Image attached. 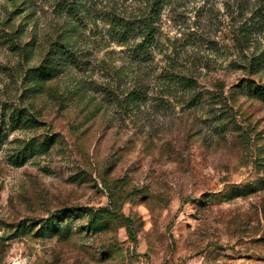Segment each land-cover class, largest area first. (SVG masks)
Masks as SVG:
<instances>
[{
  "label": "rangeland",
  "instance_id": "obj_1",
  "mask_svg": "<svg viewBox=\"0 0 264 264\" xmlns=\"http://www.w3.org/2000/svg\"><path fill=\"white\" fill-rule=\"evenodd\" d=\"M148 14L138 69L113 23ZM57 50L74 59L41 78ZM247 80L264 86V0H0V264H264Z\"/></svg>",
  "mask_w": 264,
  "mask_h": 264
},
{
  "label": "trees",
  "instance_id": "obj_2",
  "mask_svg": "<svg viewBox=\"0 0 264 264\" xmlns=\"http://www.w3.org/2000/svg\"><path fill=\"white\" fill-rule=\"evenodd\" d=\"M161 2H163V0H161ZM155 17H157L156 13ZM260 18L262 19L261 16ZM156 22L157 21L151 16V14H148L134 22L117 20L113 23V42L128 49L130 64L138 69L143 65H150L154 60L155 50L157 49L158 45L157 27L155 26ZM254 25L255 24L253 21V23L250 25L245 24L243 26L242 30L245 32V34L242 37L237 38L238 47L241 51L247 48V45L251 43L249 35L252 29L251 27ZM65 58L70 60L74 59L70 52L65 50H57L50 58L48 63L40 66L36 73L43 79L53 77L60 69H62L63 65H65L64 61L61 62V59L65 60ZM65 61H67V59ZM246 66H252L251 59H248ZM138 79H140V77H138ZM169 79L176 81L178 84L189 90H195L197 87L196 80L193 77L187 76L183 71H180L176 74H171ZM246 83L251 87V89L253 87L254 89L252 90L259 96H264V86L257 85L249 80H247ZM144 94L145 92L142 88L134 89L129 93L128 98L132 103H137L138 101L142 100ZM72 210L77 211L78 209L72 208ZM54 218L57 219V216ZM54 218L52 219V222L55 221Z\"/></svg>",
  "mask_w": 264,
  "mask_h": 264
}]
</instances>
